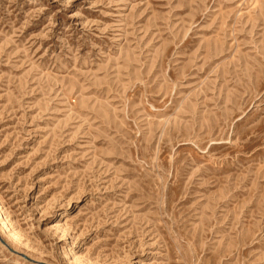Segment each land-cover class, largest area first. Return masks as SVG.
<instances>
[{"label": "rangeland", "instance_id": "obj_1", "mask_svg": "<svg viewBox=\"0 0 264 264\" xmlns=\"http://www.w3.org/2000/svg\"><path fill=\"white\" fill-rule=\"evenodd\" d=\"M0 264H264V0H0Z\"/></svg>", "mask_w": 264, "mask_h": 264}, {"label": "bare ground", "instance_id": "obj_2", "mask_svg": "<svg viewBox=\"0 0 264 264\" xmlns=\"http://www.w3.org/2000/svg\"><path fill=\"white\" fill-rule=\"evenodd\" d=\"M67 253V252H66Z\"/></svg>", "mask_w": 264, "mask_h": 264}]
</instances>
